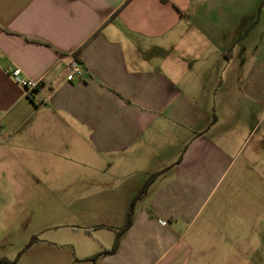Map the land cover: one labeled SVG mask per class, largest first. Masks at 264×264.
<instances>
[{
	"label": "crops",
	"instance_id": "crops-1",
	"mask_svg": "<svg viewBox=\"0 0 264 264\" xmlns=\"http://www.w3.org/2000/svg\"><path fill=\"white\" fill-rule=\"evenodd\" d=\"M34 195L81 241L0 264H264V0H0V216Z\"/></svg>",
	"mask_w": 264,
	"mask_h": 264
},
{
	"label": "rangeland",
	"instance_id": "rangeland-1",
	"mask_svg": "<svg viewBox=\"0 0 264 264\" xmlns=\"http://www.w3.org/2000/svg\"><path fill=\"white\" fill-rule=\"evenodd\" d=\"M28 212L26 217V227L23 223L19 224V218H11L5 221L0 216V250L21 255L26 246L36 238V235L42 233L38 237L44 240L56 238L60 242L77 241L80 242L81 238L73 231V229L66 227L70 219H54L47 217V213L51 209V203L46 201H37L35 195L27 201ZM131 212L134 209L132 206ZM23 222V219H22ZM8 223V224H7ZM9 225V226H7ZM76 230V229H74ZM77 231V230H76ZM84 235L83 232H80ZM21 250V251H20Z\"/></svg>",
	"mask_w": 264,
	"mask_h": 264
},
{
	"label": "built area",
	"instance_id": "built-area-1",
	"mask_svg": "<svg viewBox=\"0 0 264 264\" xmlns=\"http://www.w3.org/2000/svg\"><path fill=\"white\" fill-rule=\"evenodd\" d=\"M69 75L67 81L70 83H78L84 79V71L78 60L72 59L68 64ZM7 74L19 86L27 91L29 96L36 91L40 85L38 81H32L23 76L21 69L15 68L7 70Z\"/></svg>",
	"mask_w": 264,
	"mask_h": 264
},
{
	"label": "trees",
	"instance_id": "trees-1",
	"mask_svg": "<svg viewBox=\"0 0 264 264\" xmlns=\"http://www.w3.org/2000/svg\"><path fill=\"white\" fill-rule=\"evenodd\" d=\"M160 175V173H156V174H153L149 180L147 181L146 185L144 186V188L142 189V193H145L146 190L148 189V187L153 183V181ZM132 224V218H129L125 227L123 229H121L119 232H118V235H117V239H116V242L114 244V246L112 247V249L110 251H107L105 253H115L117 250H118V247H119V243H120V239L121 237L124 235V233L130 228ZM89 232H91V230H88Z\"/></svg>",
	"mask_w": 264,
	"mask_h": 264
}]
</instances>
